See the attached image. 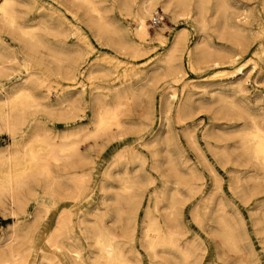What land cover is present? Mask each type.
Listing matches in <instances>:
<instances>
[{"label":"rangeland","instance_id":"rangeland-1","mask_svg":"<svg viewBox=\"0 0 264 264\" xmlns=\"http://www.w3.org/2000/svg\"><path fill=\"white\" fill-rule=\"evenodd\" d=\"M20 1L17 9L22 23L49 27L61 23L60 29L68 32L67 40L71 45L79 35L84 38L81 43L84 61L80 63L76 80L62 81L81 103L75 104L73 112L63 110L49 115L39 111L49 126L62 130L82 124L88 127L87 132L91 131L95 126L89 122L97 109L98 97L106 96L107 101H114L116 96L112 89L121 82L134 83V89L128 93L130 100L120 115L125 124L123 130L114 127L80 145L88 156L87 169L91 173L83 195L73 197L76 188L68 174V188L60 192L59 198L50 195L49 185L43 180H32L31 188L21 191L26 200L23 211L11 212L8 200L0 204V247L4 245L0 248V264H81L74 259V253L71 254L73 248L81 250L83 258L90 262V257L98 251L91 221L98 218L88 211H95L97 205L107 207L109 214L102 222H107L105 225L120 235L125 248L140 253L144 264H150L148 251L143 246L147 213L159 215L162 222L169 223L165 208L173 194L177 199L176 227L182 232L180 242L194 243L195 264H264V168L243 151L240 135L253 126L254 118L264 126V0H208L201 15L194 2L190 13L181 16L178 22L158 4L156 12L162 10L165 20L151 27V17H148L146 24L153 38L157 32H163L165 42L154 38L146 43V50L137 55L99 32L84 6L71 0ZM98 1L107 9L106 17L115 21L120 29H134L136 23L120 1L115 5L113 0ZM183 27L186 28L187 45L191 48L198 45L208 55L204 59L197 55L198 62L192 69L187 50H184L180 58L183 72L175 83L166 64L158 60ZM74 31L77 34H73ZM55 36L64 38L65 35H49L53 41ZM0 43L13 49L19 59L13 64L10 75L0 77V90H10L26 75L23 63L29 58L42 60L44 67L53 65L49 51H30L6 27L0 28ZM235 53H238L236 57ZM90 64L96 70L94 77L89 78L88 72L81 76L80 71ZM41 67L33 60L30 69ZM156 68L159 75L153 77ZM174 92L175 96L168 98ZM53 94L51 102L58 100V93ZM188 95V108L179 116L180 105ZM167 98L169 106L166 108ZM15 143L17 139L7 133L1 135L0 154L6 153ZM131 148L140 152L141 160L133 158ZM5 168L0 167V176L1 169ZM125 171L137 174L139 183L135 195L122 204L121 223H116V198L118 192L125 193L121 179ZM189 183L193 185L192 190ZM103 198L104 206L101 204ZM63 210L72 212L71 232L68 231L70 242L64 236L61 238L64 244L56 249L48 242V237ZM134 221L135 239H126L131 235ZM225 222H229L237 235L238 249L230 247L223 239ZM12 252L17 256L13 257ZM173 253L182 260L181 252L174 250Z\"/></svg>","mask_w":264,"mask_h":264},{"label":"bare ground","instance_id":"bare-ground-1","mask_svg":"<svg viewBox=\"0 0 264 264\" xmlns=\"http://www.w3.org/2000/svg\"><path fill=\"white\" fill-rule=\"evenodd\" d=\"M71 1L79 6L85 7L86 13L90 15L91 22L97 27L99 32H102L109 38H113L115 40L114 43L118 44L121 48H129L128 51L131 50L135 55L144 52L147 48L146 43L154 38L160 40L162 43L165 42L163 32H157L153 38L146 24V19L156 13L158 4L162 6L165 12L171 14V19L174 22H178L181 16L190 13L194 2H196L198 15L203 13L206 6L205 2H208V0H113L112 4L114 5L116 2L120 1L127 14L131 15L136 23L133 30L128 28L122 30L115 21L106 17L107 9L101 6L100 1ZM18 4H21L20 0H0V28L6 27L13 37L30 51L37 52L41 49L49 51V56L51 57L53 65L48 64L44 67L42 65V60H37L35 58L30 60L29 58L23 63L26 69V75L21 80L15 82L10 90H0V136L7 133L11 138L17 139V143H15L14 146L10 145L6 153L0 154V167H6L5 169H1L0 204L6 203V200H8L12 209L11 212L14 213L19 210L23 211V204L26 203V200L21 196V191H23L24 188L30 189L32 180H43L49 185L51 190L50 195L59 198L60 192L68 188L67 181L69 178L67 179V176L69 174L71 175L70 180L74 183L76 188L73 197H78L86 191L87 182L89 181L91 173L89 169H87L86 159L88 156L82 152L80 145L82 142H86L91 138H97L100 135L108 133L114 127L117 128L118 131L123 130L125 124L121 121L120 115L123 110L126 109L125 107H127L126 105H128L130 100L128 93L134 89V83L129 82L128 84H124L121 82L112 89L116 96L114 101H107L106 96L103 98L98 97L97 109L89 122L95 126L91 131L87 132L88 127L82 124L69 126L62 130H55L53 127L49 126L47 121L38 113L39 111L49 115H53L56 112L60 113L63 110L73 112L75 104L81 101V99L71 91L72 89L67 90L65 88L62 81L76 80L80 63L84 61V48L81 44L84 42V38L79 35L78 40L74 41L71 45L67 40L68 32L60 29L61 23H58V26L55 27H49L40 23H22L20 20L19 8L17 9ZM238 14H240V12H238ZM200 19L202 20L203 18ZM238 28H240L239 25L237 26V33L239 34L240 30ZM40 31H44V34H41ZM61 33L65 35L64 38L55 36L53 41L49 37L50 34L58 35ZM73 34H77V32L74 31ZM55 43L58 44L56 48L53 47ZM187 43L186 28H180L176 32L164 55L158 60L160 63L166 64L169 73L173 75L175 83L179 82L178 77L180 73L183 72L182 67L184 65L182 66L180 63V58L184 50H187L192 69H195V65L198 62L196 58L197 55H202L203 59L208 55L207 52L200 50L198 45L191 48ZM8 47L0 43V77L10 75L14 68L13 64L19 62L18 54ZM237 55L238 53H235V57ZM33 60L42 67L37 70H31L30 66ZM90 65V67L80 71L81 76L82 74L85 76V72H88L89 78L94 77L96 70L92 64ZM238 70L241 72V68ZM154 71L156 72L153 77L159 75L157 68L154 69ZM57 81L59 82L55 84ZM53 92L58 93V100L55 102L50 101V98L53 97H50V95H54ZM175 93L176 92L172 94L168 93L170 94L168 98L174 97ZM189 97L190 95H188L184 103L180 105L178 110L179 116H182L184 108H188L187 100ZM168 98L164 101V106L166 108L169 106ZM78 111H80V108ZM58 118L60 117L58 116ZM253 120L254 123L250 129L240 132V135L243 137V151L249 154L252 159L264 168V126L258 123L256 121L257 119L255 120L254 118ZM131 149L133 151V158L135 160H141L140 152L136 149ZM120 156H122V154H120ZM175 170L177 174H180L178 168H175ZM124 173L125 176L121 179L124 182L123 189L125 193L118 192L116 198V223H121L123 212L122 204H126L130 198L135 195V189L139 183V176L137 174L130 171H125ZM188 185L192 190L193 185L191 183ZM171 196L170 204L165 208V217L167 221L169 220V223L166 224L162 222L159 215H152L150 212L147 213L148 220L146 221L143 235V246L148 251L150 264H195L196 251L194 243L182 244L180 242L182 232L180 233L176 227L178 215L176 209L177 199L175 198V194ZM101 204H105L104 198ZM156 206L158 207V204ZM101 207L102 206L97 205L94 207L95 211H88V214H93L98 218L95 221H91L94 223L93 238L98 249L97 253H95L93 257L91 256V261L88 262L86 258H83L81 255V250L73 248L70 251L71 254L74 253V259L76 258L81 264H144V259L141 257V254L127 250L119 237L120 235H117L110 227L105 225L107 222L105 224L102 222L103 218L108 216L109 212L107 207ZM131 219L135 220L133 218ZM56 222L54 230L48 237V242L56 249H59L64 244L61 238L65 236L67 240L69 239L68 231H70L69 227L72 222V212L68 210L61 211ZM232 230L233 228L231 229L229 222H225V229L222 236L230 247L238 249L237 235L235 236ZM135 234L136 221L132 222L131 235H127L126 239L134 240ZM69 240L68 242H70ZM17 241L20 240H16V242ZM174 250L181 252L182 260H179L177 253H173ZM12 253L13 257L17 256V253ZM240 256L242 255L240 254ZM14 259L16 260V258Z\"/></svg>","mask_w":264,"mask_h":264},{"label":"built area","instance_id":"built-area-1","mask_svg":"<svg viewBox=\"0 0 264 264\" xmlns=\"http://www.w3.org/2000/svg\"><path fill=\"white\" fill-rule=\"evenodd\" d=\"M165 20V13L161 11H157L155 14H153L149 20L151 27H156Z\"/></svg>","mask_w":264,"mask_h":264}]
</instances>
